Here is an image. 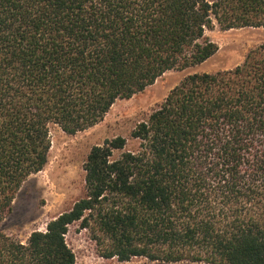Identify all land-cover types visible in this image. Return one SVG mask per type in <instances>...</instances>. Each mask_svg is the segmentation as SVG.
I'll use <instances>...</instances> for the list:
<instances>
[{
    "label": "trees",
    "instance_id": "trees-1",
    "mask_svg": "<svg viewBox=\"0 0 264 264\" xmlns=\"http://www.w3.org/2000/svg\"><path fill=\"white\" fill-rule=\"evenodd\" d=\"M215 24L264 27V0H0V264H74L75 222L105 258L264 264V43L181 79L131 130L136 150L123 136L93 146L84 195L43 231L22 243L2 229L48 162L51 125L84 130L204 62Z\"/></svg>",
    "mask_w": 264,
    "mask_h": 264
},
{
    "label": "rangeland",
    "instance_id": "rangeland-1",
    "mask_svg": "<svg viewBox=\"0 0 264 264\" xmlns=\"http://www.w3.org/2000/svg\"><path fill=\"white\" fill-rule=\"evenodd\" d=\"M205 35L217 46V51L204 62L182 70H168L144 90L127 99H117L103 119L84 130L67 134L56 125L50 126L48 162L31 174L17 192L11 211L2 223L3 231L25 243L31 232L43 231L46 224L71 208L85 193L84 162L95 145L105 139L123 136V150H136L138 140L130 136L134 126L145 119L164 97L186 75L229 69L241 63L246 53L264 43V27H241L223 30L218 25ZM122 150L115 151L117 156ZM66 241L75 254L74 264H209L205 262H161L146 257L119 261L105 258L87 228L79 222L68 227Z\"/></svg>",
    "mask_w": 264,
    "mask_h": 264
}]
</instances>
